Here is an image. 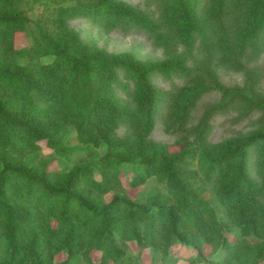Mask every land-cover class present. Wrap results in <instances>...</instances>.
<instances>
[{"label":"trees","instance_id":"obj_1","mask_svg":"<svg viewBox=\"0 0 264 264\" xmlns=\"http://www.w3.org/2000/svg\"><path fill=\"white\" fill-rule=\"evenodd\" d=\"M68 1L70 5L54 9V34L40 29L49 49L43 54L55 57L53 63L41 64L22 63L28 49L15 44L16 35L26 33L29 23L21 0H0V264H54L60 253L67 256L60 264H76L89 261L92 252L101 253L103 261L142 264L138 257L126 258L119 246L130 241L162 257L179 243L196 249L209 264L262 262L264 98L253 85L251 97L221 86L209 67L216 59L239 70L244 57L262 50L264 0H208L207 18L199 13L204 0H150L156 20L121 0ZM75 18H87L104 31L147 33L172 57L143 65L107 53L83 42L69 27ZM178 48L183 53L174 56ZM155 76L170 82L183 78L186 84L163 91L152 84ZM205 80L221 91L223 109L235 103L258 109L259 129L209 144L206 120L187 128L198 100L209 89ZM161 106L163 121L184 135L176 153L148 139ZM69 128L87 155L104 146L95 164L79 163L60 172L48 170L44 161H28L40 142L57 157H67L64 139ZM119 129L129 134L119 138ZM250 152L258 181L247 173ZM190 155L196 156L195 170L188 163ZM122 171L131 172V188L156 178L171 203H160L158 196L133 202L122 192ZM201 183L213 191L225 217L240 230L235 243L225 238L215 211L199 194ZM106 195H111L109 201H104ZM205 246L222 250V260L204 259Z\"/></svg>","mask_w":264,"mask_h":264},{"label":"rangeland","instance_id":"obj_2","mask_svg":"<svg viewBox=\"0 0 264 264\" xmlns=\"http://www.w3.org/2000/svg\"><path fill=\"white\" fill-rule=\"evenodd\" d=\"M121 1L142 11L151 19L156 20L157 11L150 0ZM207 2L208 0H204L200 5L199 13L202 17L207 16ZM70 3L71 2L68 0H21L20 8L27 13L29 19L26 33L17 34L15 37L17 48L28 49L29 57H27L26 60L22 59V63L25 61L38 62L41 64H50L54 62L55 57L53 55L43 54L44 51L49 49L45 47L41 39L40 29L53 35L54 30L50 21L54 9L58 6L70 5ZM68 25L79 35L83 42L92 44L107 53L126 55L143 65L160 63L172 57V55L168 54L166 49L155 45L152 41V37L144 32L122 30L104 31L87 18H75L70 20ZM182 53V48H178L174 56L182 55ZM194 54L196 56L195 58L199 59V54L195 51ZM188 64H190V62H188ZM209 70L213 72L217 83L221 86L231 91H240L251 97L253 94L250 91V86L253 85L255 91L264 98V45L257 55L249 54L244 57L241 61L239 70L229 69L216 59L211 63ZM151 82L155 87L167 92H170L169 90H171L173 86L179 87L186 84V80L183 78H174L170 82L163 80L161 76L152 77ZM208 82L209 89L205 91L198 100L196 107L191 113L187 128L195 129L206 120L210 127L207 136V142L209 144L233 141L259 129L261 112L258 109L247 107L248 105L240 103L231 104L226 109H223L221 91L215 88L214 84L210 81ZM164 109L162 106L159 108L148 139L154 143L166 146L170 153H176L182 147V142L185 140L184 135L175 132L171 125L163 121ZM128 134L129 131L126 129H119L117 131V136L119 138H124ZM187 140L188 144L191 145L193 138L189 137ZM64 144L70 151L65 158L57 157L54 152L47 147L45 142H40L37 145L36 151L28 157V161L34 158L35 163L40 161L46 162L48 170L67 172L74 165L79 163L90 162L95 164L105 153L104 146H101L94 150L92 156L87 155V152L83 149L84 147L78 143L73 128L68 129ZM188 163L191 169H197L196 156L190 155L188 157ZM247 173L251 179L255 181L259 180L252 152H250L249 155ZM94 175L98 178L97 172L94 171ZM131 177L132 174L128 171H122L119 174L122 192L133 202L144 203L147 202L151 196H158L160 197V203H171V197L164 184L159 183L156 178L149 179L140 187L131 188L129 186ZM197 190L215 211L217 220L222 226L225 238L230 243H235L239 238L240 230L233 227L230 221L225 217L224 208L217 202L213 191L202 183L197 185ZM110 198L111 195H106L104 201H109ZM119 246L123 249L126 258L138 257L142 264H187V260H193L195 264H209L207 261H203L201 257H198L196 249L179 243H174L168 248L166 257H162L159 252H154L150 247L139 246L134 241L122 243L119 244ZM202 257L209 261L219 262L222 260L223 251L218 250L215 252L211 247L205 246L202 247ZM66 258V253H60L55 256L53 262L54 264H60ZM76 264L118 263L112 260L103 261L101 253L92 252L89 261L79 260ZM232 264H235V262ZM257 264H264V260Z\"/></svg>","mask_w":264,"mask_h":264}]
</instances>
